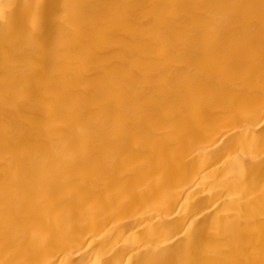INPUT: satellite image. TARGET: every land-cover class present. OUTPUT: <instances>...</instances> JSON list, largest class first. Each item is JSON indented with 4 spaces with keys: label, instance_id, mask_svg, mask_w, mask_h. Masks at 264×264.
<instances>
[{
    "label": "bare ground",
    "instance_id": "1",
    "mask_svg": "<svg viewBox=\"0 0 264 264\" xmlns=\"http://www.w3.org/2000/svg\"><path fill=\"white\" fill-rule=\"evenodd\" d=\"M0 264H264V0H0Z\"/></svg>",
    "mask_w": 264,
    "mask_h": 264
}]
</instances>
